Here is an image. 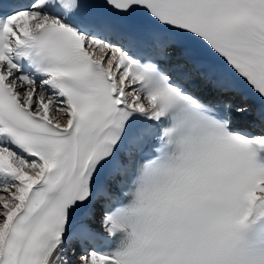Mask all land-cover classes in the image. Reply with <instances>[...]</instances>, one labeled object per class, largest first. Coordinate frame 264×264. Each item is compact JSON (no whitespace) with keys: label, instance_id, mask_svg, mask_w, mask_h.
<instances>
[{"label":"snow or ice","instance_id":"1","mask_svg":"<svg viewBox=\"0 0 264 264\" xmlns=\"http://www.w3.org/2000/svg\"><path fill=\"white\" fill-rule=\"evenodd\" d=\"M0 264H264V0H0Z\"/></svg>","mask_w":264,"mask_h":264}]
</instances>
